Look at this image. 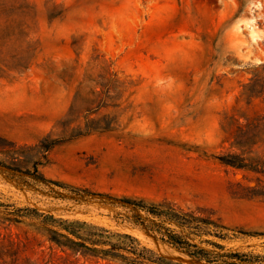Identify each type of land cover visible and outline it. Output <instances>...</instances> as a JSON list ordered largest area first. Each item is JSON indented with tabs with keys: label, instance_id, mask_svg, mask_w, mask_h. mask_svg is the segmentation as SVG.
Masks as SVG:
<instances>
[{
	"label": "rangeland",
	"instance_id": "1",
	"mask_svg": "<svg viewBox=\"0 0 264 264\" xmlns=\"http://www.w3.org/2000/svg\"><path fill=\"white\" fill-rule=\"evenodd\" d=\"M0 62V160L21 167L0 166L2 203L129 233L168 264L211 263L121 199L211 210L228 237L194 242L264 264V0H0ZM0 264L124 263L0 216Z\"/></svg>",
	"mask_w": 264,
	"mask_h": 264
},
{
	"label": "trees",
	"instance_id": "2",
	"mask_svg": "<svg viewBox=\"0 0 264 264\" xmlns=\"http://www.w3.org/2000/svg\"><path fill=\"white\" fill-rule=\"evenodd\" d=\"M0 140L2 137L0 136ZM53 143L41 145L45 151L50 149ZM14 147V143H10ZM3 145L0 143V150ZM0 166L21 171V167L12 163L8 165L0 160ZM37 171V169H35ZM28 172V171H26ZM40 180L57 184L56 181L46 179L39 174ZM123 202L129 204L133 209L142 212L148 222L135 223L143 225L147 230L155 232L163 242L185 251L189 256L211 264H252L247 260V254L239 251L218 253L199 247L195 239L202 236H213L218 239L228 237V230L219 217H213L214 212L209 210L206 215L197 214L195 210L180 209L166 201L147 202L142 198H123ZM206 211L205 209H199ZM0 216L3 221L13 223L22 222L25 218L38 219V223L49 233V239L57 245L65 244L85 248L94 255L104 259H117L124 264H168L170 262L152 249L141 245L140 242L129 233H112L104 227L88 225L84 221L57 219L52 215L39 212L32 207H16L12 204H4L0 201ZM140 219V217H138ZM90 229H87V228ZM241 234L252 235V233L237 230ZM115 236L116 241L108 238ZM200 242L222 249L223 245L212 239H201ZM254 255H252L253 257ZM228 257L235 261L224 259ZM247 262V263H243ZM177 264V263H172Z\"/></svg>",
	"mask_w": 264,
	"mask_h": 264
},
{
	"label": "crops",
	"instance_id": "3",
	"mask_svg": "<svg viewBox=\"0 0 264 264\" xmlns=\"http://www.w3.org/2000/svg\"><path fill=\"white\" fill-rule=\"evenodd\" d=\"M13 68L6 64L0 62V106L5 104V99L7 98V81L8 79L5 77L6 72H13ZM38 67L33 65H26L20 68V73L26 77L31 73H37Z\"/></svg>",
	"mask_w": 264,
	"mask_h": 264
}]
</instances>
